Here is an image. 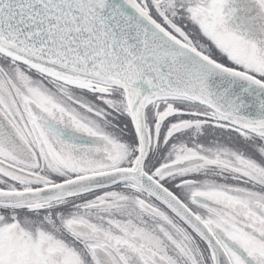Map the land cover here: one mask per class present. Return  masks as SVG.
Masks as SVG:
<instances>
[{"label":"snow or ice","instance_id":"6c2138e0","mask_svg":"<svg viewBox=\"0 0 264 264\" xmlns=\"http://www.w3.org/2000/svg\"><path fill=\"white\" fill-rule=\"evenodd\" d=\"M0 264H264V0H0Z\"/></svg>","mask_w":264,"mask_h":264}]
</instances>
